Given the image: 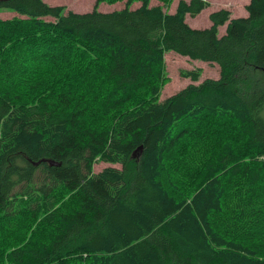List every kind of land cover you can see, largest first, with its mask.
Here are the masks:
<instances>
[{
    "label": "trees",
    "instance_id": "1",
    "mask_svg": "<svg viewBox=\"0 0 264 264\" xmlns=\"http://www.w3.org/2000/svg\"><path fill=\"white\" fill-rule=\"evenodd\" d=\"M157 1H0V264H264V0Z\"/></svg>",
    "mask_w": 264,
    "mask_h": 264
},
{
    "label": "rangeland",
    "instance_id": "2",
    "mask_svg": "<svg viewBox=\"0 0 264 264\" xmlns=\"http://www.w3.org/2000/svg\"><path fill=\"white\" fill-rule=\"evenodd\" d=\"M46 3L52 6H63L66 10L78 12V13H86L90 12L96 0H44ZM189 1V0H185ZM209 3V7L202 11L197 17L190 18L189 16L186 18L187 23L192 28H206L210 26V22L208 19V15L211 12L217 11L219 9H227L231 12L232 17H245L247 12L245 10V6L249 3L250 0H206ZM178 0L174 1L171 5L169 12H173ZM159 2L157 0H151L150 5H158ZM140 3H134L132 8L139 7ZM124 7L123 2L107 5L100 4L98 6V11L103 13L112 12L115 10H120ZM15 14L13 12H0V19L8 20L14 17ZM225 31V26L219 29V35H223ZM165 73L167 75V83L163 87L159 102L164 99L170 97L174 93L179 90L185 88L187 85L192 84L189 79L182 78L180 76V72L183 70H195L200 69L201 75L199 78V82L205 79H218L219 78V69L216 64H208L200 61L190 60L186 57L178 56L173 52H169L165 55ZM107 164H97L94 167V171L98 172L101 169L107 167ZM118 168V166H115Z\"/></svg>",
    "mask_w": 264,
    "mask_h": 264
},
{
    "label": "water",
    "instance_id": "3",
    "mask_svg": "<svg viewBox=\"0 0 264 264\" xmlns=\"http://www.w3.org/2000/svg\"><path fill=\"white\" fill-rule=\"evenodd\" d=\"M0 1H2V2H6V1H8V0H0Z\"/></svg>",
    "mask_w": 264,
    "mask_h": 264
}]
</instances>
